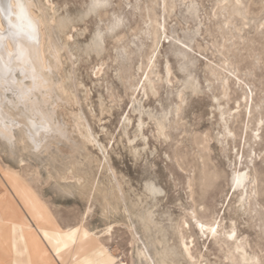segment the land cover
Wrapping results in <instances>:
<instances>
[{"label":"rangeland","instance_id":"1","mask_svg":"<svg viewBox=\"0 0 264 264\" xmlns=\"http://www.w3.org/2000/svg\"><path fill=\"white\" fill-rule=\"evenodd\" d=\"M24 1L63 133L0 137L7 237L41 264L40 228L69 264H264V0Z\"/></svg>","mask_w":264,"mask_h":264},{"label":"bare ground","instance_id":"2","mask_svg":"<svg viewBox=\"0 0 264 264\" xmlns=\"http://www.w3.org/2000/svg\"><path fill=\"white\" fill-rule=\"evenodd\" d=\"M7 2L0 0V5ZM11 2V12L0 13V137L13 148L15 130L20 129L38 150L50 134L63 133L49 109L56 90L52 76L54 65L43 56L39 22L29 13L31 4L24 0ZM8 92L12 98H8ZM204 227L201 225L202 231ZM18 228L22 230L21 225ZM208 229L216 234L214 227ZM39 231L56 254L50 242V230L40 228Z\"/></svg>","mask_w":264,"mask_h":264},{"label":"crops","instance_id":"3","mask_svg":"<svg viewBox=\"0 0 264 264\" xmlns=\"http://www.w3.org/2000/svg\"><path fill=\"white\" fill-rule=\"evenodd\" d=\"M11 226L12 232L13 230L17 229L20 232L21 237L18 238L17 235H10V237H7V228L0 227V264H41L37 255L39 252H35L36 243L33 237H31L28 232H23V230L18 228L20 224H18L17 222H12ZM49 234L51 236L50 242L53 244L56 254L53 252L49 243L43 237H41L42 244L50 251L56 264H69L70 254H68L67 257L63 258L61 249L59 248V242L55 240V237H52L53 235H55V233L52 234V232L49 231ZM74 243L69 247L70 252L74 250L77 244V240ZM37 244L39 246L38 249L41 250V243ZM107 260L108 261H106L105 264H112L111 260L113 261V259L109 257L107 258Z\"/></svg>","mask_w":264,"mask_h":264},{"label":"snow or ice","instance_id":"4","mask_svg":"<svg viewBox=\"0 0 264 264\" xmlns=\"http://www.w3.org/2000/svg\"><path fill=\"white\" fill-rule=\"evenodd\" d=\"M16 6L21 7L18 3ZM12 8H13V3L11 2V0H8L6 5H0V13H10Z\"/></svg>","mask_w":264,"mask_h":264}]
</instances>
